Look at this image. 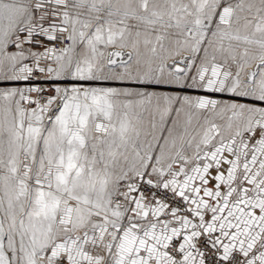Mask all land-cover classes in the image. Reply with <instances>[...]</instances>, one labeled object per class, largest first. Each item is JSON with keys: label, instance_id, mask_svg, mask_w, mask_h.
Wrapping results in <instances>:
<instances>
[{"label": "snow or ice", "instance_id": "6c2138e0", "mask_svg": "<svg viewBox=\"0 0 264 264\" xmlns=\"http://www.w3.org/2000/svg\"><path fill=\"white\" fill-rule=\"evenodd\" d=\"M0 264H264V0H0Z\"/></svg>", "mask_w": 264, "mask_h": 264}]
</instances>
